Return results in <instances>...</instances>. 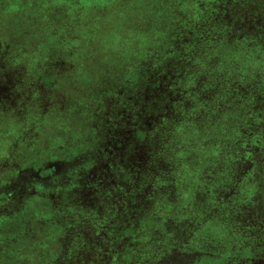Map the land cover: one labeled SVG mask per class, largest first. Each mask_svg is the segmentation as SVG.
<instances>
[{
	"label": "rangeland",
	"instance_id": "rangeland-1",
	"mask_svg": "<svg viewBox=\"0 0 264 264\" xmlns=\"http://www.w3.org/2000/svg\"><path fill=\"white\" fill-rule=\"evenodd\" d=\"M0 264H264V0H0Z\"/></svg>",
	"mask_w": 264,
	"mask_h": 264
},
{
	"label": "trees",
	"instance_id": "trees-1",
	"mask_svg": "<svg viewBox=\"0 0 264 264\" xmlns=\"http://www.w3.org/2000/svg\"><path fill=\"white\" fill-rule=\"evenodd\" d=\"M255 133V132H254ZM258 140H260L261 142H259ZM247 141H248V138H246V140H245V142L244 141H242V146L244 147V148H246L247 146H248V148H249V151H250V153L253 155V156H257V154H259V156L261 155L260 153H261V149H262V147L260 146V143H262V140L260 139V138H256L255 140H254V136H253V138H252V143H250L249 145H248V143H247ZM259 150H260V152H259ZM243 156V155H242ZM258 158V157H257ZM262 160V159H261ZM258 161H260V158H258ZM258 243V242H257ZM260 245H261V240H260Z\"/></svg>",
	"mask_w": 264,
	"mask_h": 264
}]
</instances>
